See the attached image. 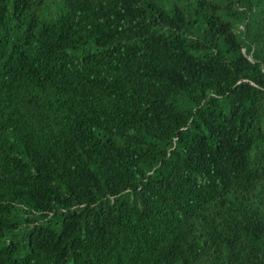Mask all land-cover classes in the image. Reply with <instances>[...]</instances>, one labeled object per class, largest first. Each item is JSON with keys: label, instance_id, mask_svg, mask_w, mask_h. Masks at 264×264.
Wrapping results in <instances>:
<instances>
[{"label": "trees", "instance_id": "obj_1", "mask_svg": "<svg viewBox=\"0 0 264 264\" xmlns=\"http://www.w3.org/2000/svg\"><path fill=\"white\" fill-rule=\"evenodd\" d=\"M0 264H264V0H0Z\"/></svg>", "mask_w": 264, "mask_h": 264}]
</instances>
